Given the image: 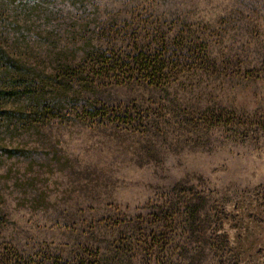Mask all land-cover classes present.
<instances>
[{
    "label": "rangeland",
    "instance_id": "1",
    "mask_svg": "<svg viewBox=\"0 0 264 264\" xmlns=\"http://www.w3.org/2000/svg\"><path fill=\"white\" fill-rule=\"evenodd\" d=\"M45 8L30 41L38 61L50 40L63 47L78 32L68 49L77 64L91 39L108 56L164 51L182 72L174 89L87 77L84 96L74 88L60 115L8 140L0 246L31 259L49 250L62 264H264V0ZM152 29L170 37L166 46L149 44ZM202 43L206 63L195 64ZM88 100L132 117L80 119L73 110Z\"/></svg>",
    "mask_w": 264,
    "mask_h": 264
},
{
    "label": "trees",
    "instance_id": "2",
    "mask_svg": "<svg viewBox=\"0 0 264 264\" xmlns=\"http://www.w3.org/2000/svg\"><path fill=\"white\" fill-rule=\"evenodd\" d=\"M48 1L0 0V163L3 152H8L10 156L15 152L8 140L60 115L67 108L69 93L74 88H77L74 90L77 96H84L82 83L87 77L97 80L111 73H118L128 78H141L154 87L164 85L167 89H174V82L181 76L178 64L164 51L144 53L141 49L134 55L114 53L108 56L91 43V39L84 41L87 62L77 64L74 62L77 53L68 49L71 48L70 44L75 45L77 37L81 38L78 32L74 33L75 37H68L63 47L60 42L62 37L57 41L48 38L49 53L38 61L39 57L30 41L33 38V26L36 20L44 17ZM87 1L61 0L64 7H71L70 11H85ZM53 14L55 13H47L45 20L49 22ZM152 30L149 44L166 46L171 40L166 34L159 36L156 29ZM50 36L54 37L55 34L51 33ZM191 36L190 33L189 42L195 45L196 40ZM207 47V44L202 43L197 51L193 50L195 64L199 61L201 65L206 63ZM56 48L59 50L54 51ZM52 66L54 67L51 68ZM89 102L90 100L85 104L77 103L74 108L73 112L80 119L107 116L108 120H129L132 117L128 110L123 109L111 111L107 115L108 111L104 107L90 105ZM49 252L47 250L42 256L37 253L36 256L41 258L31 259V256L16 246L5 243L0 246V264H62L59 262V255L50 257ZM82 264L94 263L83 261ZM95 264L113 263L109 259L98 258Z\"/></svg>",
    "mask_w": 264,
    "mask_h": 264
}]
</instances>
